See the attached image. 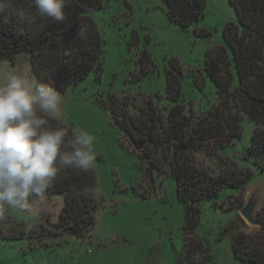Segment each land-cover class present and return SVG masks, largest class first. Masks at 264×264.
I'll use <instances>...</instances> for the list:
<instances>
[{"label": "trees", "instance_id": "16d2710c", "mask_svg": "<svg viewBox=\"0 0 264 264\" xmlns=\"http://www.w3.org/2000/svg\"><path fill=\"white\" fill-rule=\"evenodd\" d=\"M161 1L166 18L183 30L204 16L206 0ZM227 1L235 20L223 26L222 43L205 54L201 72L198 77L194 75L192 82L198 89L203 80L210 82L216 102L208 111L197 112L184 103L180 91L183 69L178 64L173 67L175 74L165 71L164 93L172 104L170 108L148 97L142 99L136 108L137 115L132 116L129 113L136 100L128 95L120 100L110 96L108 109L111 120L131 144L141 145L136 152L142 183L151 186L153 174L174 181L184 213L183 254L188 264H195L196 256L206 252L194 234L199 204L229 188L239 194L227 198V208L237 211L243 205L240 197L253 174L219 152L240 141L244 117L254 128L242 157L256 166L264 158V0ZM16 4L29 15L34 11L33 0H16ZM101 6V0H66L64 19L47 21L43 26L40 22L0 16V61L13 62L17 54L24 53L35 80L60 92L67 85L82 81L89 72L99 73L104 62L103 41L92 14ZM197 34L204 38L211 35L205 29L197 30ZM48 126L68 129L66 143L74 138L67 123L49 120ZM57 166L60 168L57 178L44 196L30 198L31 202L55 200L61 204L56 220L31 219L33 223L28 226L26 221L13 218L7 209L6 219L0 221L1 238L26 239L33 247L44 246L57 237L88 235L98 214V198H85L80 190L85 186L97 188L95 172L85 174ZM256 219L258 227L253 232L246 233L244 222L238 217L229 229L233 232V256L248 264H264V199L256 211ZM207 259L206 255L200 264Z\"/></svg>", "mask_w": 264, "mask_h": 264}, {"label": "rangeland", "instance_id": "374dc122", "mask_svg": "<svg viewBox=\"0 0 264 264\" xmlns=\"http://www.w3.org/2000/svg\"><path fill=\"white\" fill-rule=\"evenodd\" d=\"M101 2L92 20L103 41L102 71L89 72L82 81L66 86L61 92L64 102L60 120L72 130L78 128L94 137L93 170L100 192L95 224L84 238L62 236L50 239L44 246L31 247L33 244L26 239L0 237V264H188L183 254L184 213L175 183L157 174H153L151 186L142 183L135 146L111 120L110 96L119 100L128 95L134 98V109L129 113L132 116L137 115L142 99L148 97L170 108L172 104L164 93L165 71L175 74L174 65L178 64L183 69L180 91L184 103L197 112L208 111L216 102L212 86L203 80L198 89L193 86V78L201 72L205 54L222 43L223 26L235 20L234 11L227 0H206L202 19L183 30L166 18L161 0ZM199 29L211 35L199 36ZM9 73L35 80L24 53L17 54L13 62L0 61V78ZM253 128L254 124L244 117L240 141L222 149L219 155L252 172L251 186L239 199L242 204L262 199L254 212L256 219L264 199V194H259V189L264 192V158L258 167L242 157ZM238 194L233 189H221L216 198L199 204L194 234L206 252L196 256L195 264H200L206 255L204 264H248L235 259L231 249L233 232L229 229L240 218V207L237 211L229 209L226 200ZM60 208L55 200H35L30 212L10 208L9 214L29 226L31 219L47 217L55 221ZM244 226L246 233L258 227L247 223Z\"/></svg>", "mask_w": 264, "mask_h": 264}, {"label": "clouds", "instance_id": "9594fccd", "mask_svg": "<svg viewBox=\"0 0 264 264\" xmlns=\"http://www.w3.org/2000/svg\"><path fill=\"white\" fill-rule=\"evenodd\" d=\"M29 15L16 0H0V16L28 23L59 22L65 17L66 0H33ZM63 94L55 87L9 73L0 78V221L7 209L30 212V198L41 199L63 166L89 173L95 166L94 137L73 128L48 126L62 120ZM85 198L96 199L95 186L80 190Z\"/></svg>", "mask_w": 264, "mask_h": 264}, {"label": "water", "instance_id": "95a60500", "mask_svg": "<svg viewBox=\"0 0 264 264\" xmlns=\"http://www.w3.org/2000/svg\"><path fill=\"white\" fill-rule=\"evenodd\" d=\"M133 145L135 146V149L136 150H139L141 145H137L135 143H133ZM252 188H257L256 186H252ZM258 190V188L256 189ZM259 194L260 195H263L264 192H262L260 189H259ZM262 199L259 197V198H255L253 200H247L245 204H243L240 209H239V214H240V218L242 219V221L244 223H247L253 227H257L258 226V222L257 220L255 219V216H254V212H255V209L256 207L258 206L259 202L261 201Z\"/></svg>", "mask_w": 264, "mask_h": 264}, {"label": "crops", "instance_id": "0c3cea01", "mask_svg": "<svg viewBox=\"0 0 264 264\" xmlns=\"http://www.w3.org/2000/svg\"><path fill=\"white\" fill-rule=\"evenodd\" d=\"M249 186H251V185H249ZM249 186H248V187H249ZM248 187H247V188H248Z\"/></svg>", "mask_w": 264, "mask_h": 264}]
</instances>
